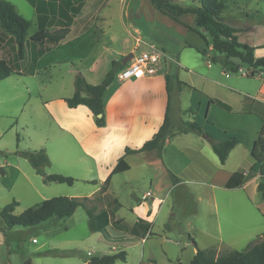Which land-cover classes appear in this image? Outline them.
<instances>
[{"label":"rangeland","instance_id":"1","mask_svg":"<svg viewBox=\"0 0 264 264\" xmlns=\"http://www.w3.org/2000/svg\"><path fill=\"white\" fill-rule=\"evenodd\" d=\"M6 1L14 5L21 16L32 21V7L26 0ZM226 2L225 20L243 31L239 35L241 42L249 43L246 38L249 41L264 39V0ZM184 4L187 2H183ZM31 25L32 31L34 24L31 22ZM118 27L114 26V29H119ZM253 27L256 32L251 33ZM200 31L210 37L203 29ZM117 37L116 44H121L127 34L121 31ZM177 39L181 40V37L177 36ZM182 41L183 45L180 47V43H176L177 49L174 48L176 50L169 54L173 59H179L185 68L180 70L175 63L167 60L168 72L176 75L179 71V80L195 90L186 87L180 94L173 90L170 112L173 121L175 125L180 121H196L216 138L223 132L240 137L244 143L243 171L240 172H251L250 177H246V181H250L254 175L259 174L258 166L245 148L252 145L264 125V104H259V113L255 114H241L238 107L242 97L245 107L250 99L247 95L257 91L260 74L264 71L255 76L244 75L253 69L242 65V72H231L226 77L219 66L208 67L207 56L199 54L195 46L186 47L189 44L196 45L198 49H207L205 42L197 34L190 32ZM13 42H6L0 53V59L7 60L16 72H22V75L15 74L0 81V223L4 224L1 218L3 208L14 200L19 203L15 209V214L19 215L54 197L92 198V206H95L94 211L97 212L111 203L116 219H122L131 225L139 219H146L153 212V233L146 235L144 242L137 239L126 246L130 242L123 238L116 240L125 246L127 260L117 261L115 264H168L169 261L190 264L197 249H214L217 256H220L230 251H243L249 245L263 240L264 200L261 193L252 184L245 190L226 189L223 186L232 173L234 159L223 167L217 163L219 159L216 154L215 160L208 156L209 163L207 160L206 162L209 166L217 164L216 175L211 182L215 188L209 184L191 183L194 179L191 174L185 176L182 185L175 186L173 175L177 174L171 173L163 159L180 171V166L182 168L184 163L179 160L181 155L176 151L180 147L179 140H206L205 138L194 133L180 134L171 139L174 141L164 154L151 151L125 156L124 149L127 146L139 149L156 134L162 120L163 107L155 104L148 112L137 111L136 121L146 123L144 128L138 129L136 138L130 137L128 144L120 134L115 136L116 131L98 128L91 121L95 117L85 106L75 112L59 104L60 98L73 96L76 70L84 71L83 75L87 73L88 80L93 85H98L104 81L112 65L67 63L44 66L37 70L32 57V44L28 43L26 58L20 61L17 45ZM146 49L148 48L143 45L133 53L139 54ZM114 59L122 61L123 58L115 56ZM161 62L162 59L158 67L164 68ZM165 73L160 72L161 75ZM204 77L215 79L220 84ZM122 82L117 74L114 86L119 87ZM226 86L243 91V95L235 90H228ZM216 95L219 99L223 97L228 101L233 111L229 112L215 105L207 118L209 123H206L208 98H217ZM162 98L160 94L154 96L156 102ZM71 112L77 113L79 119L71 121ZM96 129L102 131L97 136H115L116 140L123 141L113 145L107 154L100 155L96 152L98 150L93 149L96 147H85L82 143V139L87 136L93 140ZM41 150L45 151L49 162L42 166V172L38 174L22 153H38ZM211 152L214 154L212 149ZM121 158L125 159L131 169L112 178L107 199L102 201L99 190ZM54 174L72 177L76 182L72 186L45 183L44 176ZM93 180L97 184L88 183ZM259 180L261 181L260 178ZM114 200H118L120 205H114ZM87 219L85 209L79 207L69 218L54 217L37 227L14 228L8 241L13 253V264L17 260L21 264L23 255L32 264H85L89 251L96 255L109 251L103 241L106 240V235L91 233ZM123 221L114 223V228L119 230L121 236L124 229L127 231ZM36 247L42 248L37 252ZM51 250H76L79 256L66 258L45 254Z\"/></svg>","mask_w":264,"mask_h":264},{"label":"crops","instance_id":"2","mask_svg":"<svg viewBox=\"0 0 264 264\" xmlns=\"http://www.w3.org/2000/svg\"><path fill=\"white\" fill-rule=\"evenodd\" d=\"M26 1L32 7L31 22L34 24V29L31 31L32 25L31 22H29L30 28L26 35L27 38L26 47L29 42L32 44V49H31L32 57L37 65V70H40L41 67L43 68L44 66L67 64V63H71V64L87 63L90 65H112L113 61L119 60V59H114L115 56H118L120 57V59H122L124 56L133 53L137 49H140L141 47H143V45L145 48H149V46L151 45L156 46L157 49L163 54L161 57L162 59L161 63L163 64L164 68L162 67L159 68L157 65L156 66L157 73H155L154 75L142 79H131L128 81H123L119 87L114 86L115 85V81H114L105 91L103 101H104L105 115H106L105 128L116 131L114 132L115 136H117V134H120L123 138H125V141H127L128 144H130V137L136 138L138 136V129L144 128L146 123V122L136 121L138 110H142L144 113L148 112L150 109H152V107L155 104H158L161 107H163V113L161 115L162 120L160 121L161 123L159 124L158 129L160 128V126L164 121L166 114L165 111L167 110V105H168L166 80H165V76L161 75L160 72L169 73L167 60H170L171 62L175 63L180 70H184L185 67L181 64L179 59L178 60L173 59L170 56L169 52H172L177 49L176 43H180L179 44L180 47L183 45L182 40L184 36L191 32L186 28V26L190 27L194 25L193 16H183L179 18L178 21L172 20L160 14L152 6L151 0H32L33 3H30L28 0ZM180 3L181 5H183V2ZM224 13L223 16L225 18ZM127 21L130 22L127 23ZM114 26H119L118 27L119 29H114ZM40 27H44L46 29V32H48L51 35H56V36L62 35V38L59 41H52V40H45L44 42L33 41L32 36L39 31ZM255 29L256 28L253 27L250 32L251 33L256 32ZM121 31L126 33L127 37L123 41V43L116 44L118 41L117 35ZM241 32L243 31H240L238 33V37L240 34H242ZM203 34L206 36L205 33ZM177 36H180L181 40H178ZM207 38L209 39V37ZM13 39L14 38L12 37H8L6 42L8 43V41L10 40L12 42L13 41L15 42V40ZM239 40L242 41V39ZM252 40L253 41H249V39L246 38V41L251 43L250 45L257 47V49L254 52L255 57L256 58L264 57V53H263L264 39L261 40L252 39ZM6 42L3 45V47L0 48V53L3 52L2 49L6 45ZM194 46L195 48H197V52L199 54L207 56L208 67H211L213 65L219 66L220 70L222 71V73H224L226 77L230 76L229 71L225 70L221 65L214 64L210 61L211 57L218 56L211 46L209 47L207 46V49H200V48L198 49L196 45H189V44L186 45V47L188 48H194ZM202 50H205V54L200 53V51ZM213 52H215V54H213ZM25 58H26V54L24 59L20 61H24ZM241 69L243 71L242 67ZM80 70L81 69L76 70L75 77L78 74L83 75L84 71H80ZM17 74L22 75V72L19 71L17 72ZM176 75L180 77V72L178 71V74ZM83 76L85 77L88 83L92 84V82L88 80L87 73L86 75ZM75 77H74V82H75ZM204 78H206L208 81L214 82L216 84H220L215 79L209 77H204ZM185 88L186 87H183L181 91H178L177 89H173V90L177 91L176 92L177 94H180L183 92ZM226 88L228 90H235L236 92H239L240 94L243 95V91H239L234 87L226 86ZM193 89L195 90V88ZM158 94H160L163 98L160 99L159 102H156L154 100V96ZM247 96L250 97V99L253 101L251 103V108H250L251 114L259 113L258 111L259 104L260 103L264 104V72L260 74L259 87L257 91L254 94H248ZM216 97L218 98V95H216ZM67 98L69 97L60 98L59 104L66 106L64 100ZM217 98H213V97L208 98L206 117H205L206 123H209L207 118L209 116L212 107L215 105L218 106L217 104L214 103L210 104L209 103L210 99H216L224 103L227 102L226 104L228 105L230 104L228 101H225L223 97H220V99ZM82 106L84 105H80L76 108L73 109L69 108V109L77 112L78 109H80ZM231 108L233 111L232 106ZM243 108L244 106H243V97H242L239 103L238 112L243 114L244 112ZM75 112H71L69 114L71 121L77 118L79 119V115ZM134 112L135 114L133 115ZM91 121L95 123V120H93V118L91 119ZM71 124H74V122H72ZM98 128H104V127H98ZM133 131H135L134 135L132 134ZM98 132L100 131L99 130L96 131L93 140H90L89 137L87 136L86 138L82 139L83 140L82 143L85 145V147H89V146L96 147L93 149L98 150L96 152H99L100 155L107 154L108 150L113 145L115 144L118 145L119 142L123 141V140H116L115 136L107 135L105 136V138L104 136H97L96 134H98ZM100 133H102V131ZM176 136L177 135H174L165 141L162 150L163 154L164 151L167 149V147L172 145V141L174 140L171 139L175 138ZM228 136H234V135L230 134L229 132H223L217 139L221 141ZM256 138L252 141V145H250L248 148H245L249 153L251 152L253 143L256 140ZM179 141H180L179 142L180 147L179 149H176V151L179 153V155H181L179 160L183 161L184 163V166L182 168L180 166L179 169L180 171L175 170L167 161L163 159L164 165L171 171V173L176 172L177 174L176 177L180 179V181L176 183L175 186L182 185L185 182L184 181L185 176L191 174L192 177L194 178L192 179L191 183L201 184V185L209 184L213 188H215V185L211 184V182H212V178L214 180V177L216 175L217 170L215 167H217V164L214 165L213 163V165L211 166H209L208 164L209 163L208 156H212V158L215 160V156H214L215 153L213 154L211 152L212 149L211 144L207 140H183L182 142L181 140ZM127 142H125V144ZM243 145H244L243 141L239 145H237L231 151L225 165H222L223 167H225L228 163H230V161H232V159H234L233 160L234 168L231 171L232 173L228 175V180L231 178V176L234 173L243 171ZM127 147L131 149L137 148L132 146L131 147L127 146ZM126 148L124 149V153ZM90 151L91 150H89V152ZM150 152H144V153H150ZM125 156L128 155H126L125 153ZM206 160L208 163L206 162ZM246 172L248 171L244 170V173ZM250 175L251 172H248V174L245 176L250 177ZM259 178H260L259 174L258 175L256 174L253 176V179H251L250 181H246L242 187L233 188V189L245 190L250 184L254 185V187L257 188L260 182ZM227 182L228 181H226V183ZM226 183H224L223 185L225 186L224 188L230 189L226 187ZM114 205L119 206L120 205L119 201L118 204H114ZM113 209L114 208L112 207L111 203H109L107 206L105 205L104 209L98 212L94 211L96 216H99L102 213H107L109 216L110 219L109 225H107L101 231L92 232L90 229L89 217L87 219V223L89 225V230L91 233H104L106 235V240L104 239L103 241H105L104 245L109 248V251L107 252L103 251L102 254H112L125 250L124 245H121L120 243L116 242V240L120 238H123L124 240L130 242L126 244V246L133 244L137 239H141L142 242L146 240V237L143 236L144 227H146V224L142 229L132 232L133 227L141 219H139L132 225L128 224L124 222L122 219H116V215ZM152 215L153 212L152 213L150 212L148 217L146 219H143L150 224L148 225L149 233L147 234V236L150 233L152 234L154 229V222L153 223L151 222ZM98 221L101 222L103 220H98ZM120 221H123L127 228V231L126 229H124V233L122 236L119 230L114 228V223ZM95 222L96 225H98L97 221ZM13 229H8L6 224L5 223L3 224V222L0 223V264H13L12 262L13 253L11 251L8 242L10 238L9 235L11 233V230ZM41 248L42 247H36L35 251L38 252ZM89 253L93 255L96 254L95 252H91V251L88 252V255ZM27 260L30 259H27V257H24L23 255L21 264H24ZM16 264H18V260L16 261ZM64 264H71V262H65Z\"/></svg>","mask_w":264,"mask_h":264},{"label":"trees","instance_id":"3","mask_svg":"<svg viewBox=\"0 0 264 264\" xmlns=\"http://www.w3.org/2000/svg\"><path fill=\"white\" fill-rule=\"evenodd\" d=\"M33 3L32 0H28ZM180 2H187V5H181ZM152 6L163 16L178 21L183 16H193L194 25L186 26V28L196 33L206 44L211 46L218 56H213L210 61L214 64L221 65L230 73H237L242 65L252 68L251 76L264 71V57L256 58L254 55L257 47L245 44L239 40L238 33L240 29L231 26L225 20L223 13L227 8L226 0H151ZM30 23L21 16L15 6L6 0H0V48L3 47L8 37H12L17 45L18 59L23 60L25 57V47L27 42V32ZM203 29L210 36L209 39L200 31ZM62 35H51L46 32L44 27H40L39 31L32 36V40L36 42H44L45 40L59 41ZM264 47V46H263ZM205 54V50L200 51ZM125 68L121 61H113L112 69L107 74L104 81L98 85L87 82L85 77L78 74L75 77V93L72 97L65 99L66 106L70 109L80 105L86 106L95 117L97 127L106 126V115L103 97L107 88L115 81L116 75ZM17 72L11 67L7 60L0 59V81H3ZM166 89L168 93V105L164 121L156 134L139 149L126 148V155L139 154L143 152L158 151L162 152L165 141L178 134L194 133L205 138L212 146L214 153L217 155L221 165H225L231 151L242 141L238 136H228L219 141L214 135L207 132L204 127L196 121H180L175 125L171 116V93L176 87L181 91L183 87H191L179 80L175 74L166 73ZM251 100V99H249ZM247 102L243 111L250 114V106L252 103ZM209 103L217 104L219 107L231 112L230 105L216 99H210ZM176 130V132H174ZM19 141V140H18ZM22 155L27 158L38 174H41L42 166L49 162L45 151L38 153L23 152ZM250 155L258 166V173L261 181L257 190L261 193L264 200V125H262L258 136L253 143ZM130 170L129 164L120 159L119 163L112 170L111 174L101 186L99 193L101 199L106 200V193L110 187L112 177L122 172ZM173 175V174H172ZM243 172L234 173L226 183V187L233 189L242 187L246 182V176ZM175 184L180 181L178 177L173 175ZM45 183H59L74 185L76 180L72 177L63 175H45ZM90 184H97V181H88ZM92 198H71V197H54L44 200L42 203L26 209L23 213L16 215L15 209L19 206L17 201L7 204L2 212L1 218L8 229L16 227L33 228L50 221L56 217L65 219L72 217L79 207L85 209L88 217L90 229L92 232L103 230L109 225L110 219L107 213L96 216L94 207L92 206ZM112 203L118 204V200ZM96 216V217H95ZM103 218V219H102ZM98 220H103L99 222ZM98 225H96V222ZM146 224V227L144 225ZM147 221L141 219L133 227L132 232L140 230L144 227L143 236L149 233ZM264 237V233L261 235ZM53 257H78L79 252L76 250H51L45 253ZM127 259L126 251L122 250L112 254L88 255L86 263L88 264H115L117 261L125 262ZM24 264H32L27 260ZM169 264H182L180 261H170ZM190 264H264V238L262 241L249 245L243 251H230L224 255L217 256L214 249H197L196 254L192 258Z\"/></svg>","mask_w":264,"mask_h":264},{"label":"built area","instance_id":"4","mask_svg":"<svg viewBox=\"0 0 264 264\" xmlns=\"http://www.w3.org/2000/svg\"><path fill=\"white\" fill-rule=\"evenodd\" d=\"M162 53L156 46L151 45L148 49L135 54L133 58L125 65V68L118 73L120 80L128 81L131 79H142L157 73L156 66L160 63ZM242 72V69H239ZM250 75V73H244ZM248 172L245 173L247 175ZM89 255H92L89 253Z\"/></svg>","mask_w":264,"mask_h":264},{"label":"water","instance_id":"5","mask_svg":"<svg viewBox=\"0 0 264 264\" xmlns=\"http://www.w3.org/2000/svg\"><path fill=\"white\" fill-rule=\"evenodd\" d=\"M133 56H134V53H130V54L124 56L122 61H121L122 65H126L133 58Z\"/></svg>","mask_w":264,"mask_h":264}]
</instances>
